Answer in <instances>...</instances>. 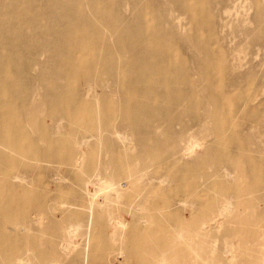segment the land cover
Listing matches in <instances>:
<instances>
[{
	"label": "bare ground",
	"instance_id": "1",
	"mask_svg": "<svg viewBox=\"0 0 264 264\" xmlns=\"http://www.w3.org/2000/svg\"><path fill=\"white\" fill-rule=\"evenodd\" d=\"M196 1L169 0L176 8L165 10V15L161 16L155 10L145 12L143 0H0V147L8 165L3 176L23 183L30 165L40 164L45 165L44 171H40L43 177L47 173L56 184L63 180L72 186L62 194V190L54 194L45 189L37 191L45 184V178L37 176L30 182L35 190L22 188L18 203H14L17 198L14 192L8 193L5 216L27 220L32 207L26 200L34 195L44 199L42 207L50 206L54 211L63 206L76 208L77 212L66 217L68 225H62L58 232L52 230L49 235L55 237L49 247L58 246L56 250L65 259L70 258L68 264H80V255L74 254L75 247L68 237L82 229L84 211L87 210L86 226L92 225L94 211H99L94 218L95 226L101 231L107 226L116 234L115 231L122 229L124 224L112 216L113 207L119 212L132 209L145 180L154 179L152 174L160 169L182 166L181 158L191 156L214 137L210 133L212 129H208V121L211 112L215 119L225 114V108L218 109L216 105L228 99L225 76L227 71L236 68L218 65L208 57L192 56L195 67H191L180 57L179 53L186 47L198 49L205 55L210 53L207 43L201 47V43L189 39L173 41L179 38L175 21L185 9L192 19H196L197 14L192 11ZM119 2L120 5L125 2L132 9L127 17L122 16L123 8L122 5L118 7ZM202 20L196 23L198 34L205 24L204 14ZM211 22V19L207 20L210 25ZM256 23L260 26L259 20ZM169 41H173V45L168 46ZM41 56L45 61L41 62ZM201 59H205L204 62ZM33 67L37 73L31 77L34 83L31 84L28 76ZM100 74L103 77L99 80ZM108 83L119 86L110 100L116 101L114 105L119 104L120 110L113 116L110 109L114 105L104 100L99 121L96 106L93 107L88 99L92 98L95 88L109 87ZM249 101L246 99L245 103ZM243 108L244 104L237 112ZM175 125L179 126L174 133L179 135L177 140L182 137L185 140L170 145L164 137L165 130L172 133ZM92 134L97 135L99 149L102 145H117L127 151L135 148V157L127 158V153L125 158L117 155L111 160L114 164L110 169V162L94 166L88 161L86 165L88 153L81 149L89 144L87 139ZM8 155L27 165L19 168L17 160ZM143 159L149 162L139 168ZM221 162L217 167L226 168L220 165ZM125 168L131 170L128 174L130 182L122 184L116 177ZM159 179L160 184L166 181L164 173L161 172ZM178 181L175 177L172 182L178 184ZM77 193L80 199H76ZM81 193L86 199L90 198L88 206ZM40 205L34 207L41 213ZM185 205L190 207L191 204ZM136 206L140 207L139 204ZM159 206L158 210L170 207L164 203ZM229 207L230 203L226 202L222 210L228 211ZM205 216L198 225L207 226L210 215ZM17 229L20 228L3 222L0 237L6 239L4 230ZM179 229L184 228L178 225L168 250L175 247L173 242H181L182 246L189 247V255H192L193 239L185 237L184 231ZM16 242L23 245L22 240ZM147 249L156 252L147 264H166L171 260L156 247ZM18 252L8 244L4 245L5 255L13 262L28 264L27 260L24 263L16 256ZM119 261L125 260L118 255L114 262L119 264ZM193 261L196 264V259ZM138 262L142 264L141 260Z\"/></svg>",
	"mask_w": 264,
	"mask_h": 264
},
{
	"label": "rangeland",
	"instance_id": "2",
	"mask_svg": "<svg viewBox=\"0 0 264 264\" xmlns=\"http://www.w3.org/2000/svg\"><path fill=\"white\" fill-rule=\"evenodd\" d=\"M143 1L145 12L155 10L161 16L165 15V10L176 8L169 0ZM121 5L123 8L121 15L127 17L132 9L125 2ZM121 5L119 2L118 7ZM192 11L197 14L196 19H192V15L185 9L175 21L178 24L179 38L176 37L173 41L189 39L201 43V47L206 43L210 47V53L207 55L189 47L181 50L180 57L191 67H195L192 56L205 59L208 57L218 65L236 68L227 71L225 76L228 99L216 105L218 109L225 108V114L215 119L211 112L208 129H212L209 132L214 137L209 138L208 143L198 148L191 156L181 158L183 167L168 166L164 171L160 169L153 173L154 179L143 182L140 188L141 195L129 211L119 212L113 207L115 212L112 216L120 219L124 224L120 227L122 229L115 231L116 234L107 226L102 231L95 226L94 218L98 216L99 211L98 213L94 211L92 225L86 226L87 210L84 211L82 229L79 228L68 237L69 242L75 247L74 254L80 255V264L105 262L116 264L114 260L118 255L125 261L127 258L126 263L119 261V264H139L140 260V263L147 264L148 259H152L156 253L147 249L149 247L164 251L171 258L170 261L167 260L170 264L174 262L193 264L195 263L193 259H196V264L206 262L207 264H262L264 262V0H197ZM203 14L205 24L198 34L196 23L203 21ZM208 19H211V25L207 23ZM257 20L260 26H257ZM99 28H102L100 24ZM173 41L167 42V45H173ZM40 60L45 61V57L41 56ZM30 72L32 74L28 76V80L34 84L31 77L37 73L36 67ZM100 75L99 80L103 77L102 74ZM118 87V84L113 86L109 84V87L99 86L94 89L92 98L88 99L93 107L96 106L95 113L100 117L99 121L102 119L103 101L109 100L114 105L116 101L110 98H114L113 95L117 93L115 88ZM246 99L251 101L245 103ZM242 104H244L243 110L237 112ZM110 110H113L112 114L116 116L114 113L120 110V105L116 104ZM228 113H231L230 116L227 115ZM202 123L206 126L203 121ZM178 130V125L173 127L172 133L165 130L164 137L169 140L167 144H176L185 140L184 137L177 140L179 135L175 136L174 133ZM158 132L160 135L161 132ZM87 141L89 144L81 149L88 153L86 165L88 161L94 166L110 162L108 166L110 169L114 164L111 160L113 161L117 155L125 158L128 154L127 158L131 159L137 152L133 147L127 151L117 145L115 147L102 145L99 149L95 134H92ZM3 154V148L0 147V225L4 222L20 229L2 232L4 237L11 241L0 237V264H22L13 262L11 257L5 255L6 244L19 250L16 256L23 259L24 263L27 260L28 264H68L70 258L65 259L56 250L58 246L53 249L49 247L51 240L55 239L49 235L52 230L58 232L62 225H68L66 217L78 210L63 206V209L54 211L50 206L42 207L41 201L44 199L34 195L26 200L32 207L27 220L20 221L18 216H5L8 193L14 192L17 196L14 203H18L21 200L22 188L35 190V186L30 185V182L37 176L43 177L40 171H44L45 165L29 164L31 168L26 175L27 182L18 183L15 179L4 178L3 170L7 169L8 165ZM8 156L17 160L13 155ZM219 161H222L220 165L227 169H219L217 167ZM17 162L21 169L27 165L19 160ZM146 162H149L148 159H143L139 168H144L143 164ZM190 163L195 164L190 165ZM130 172V169L125 168L124 172L116 177L117 180L122 184L130 182L128 178ZM161 172L166 176V181L163 180L164 182L160 184ZM48 177L49 175L45 173L43 177L45 184L43 188L38 187L37 191L45 189V192L54 194L57 190H62V194L72 188L69 181L62 180L56 184L50 177V182L46 183ZM175 177L179 179L178 184L172 182ZM222 188H225V191ZM78 193L76 199L81 197ZM81 195L88 206L90 198L86 199L85 194L81 193ZM226 202L230 203L227 209L229 212L222 210ZM160 203L169 204L170 207L158 210ZM185 203L191 204L190 207H186ZM37 204H41L39 207L43 210L41 213L37 207H34ZM26 212L28 214L27 210ZM206 214L210 215L207 226L198 225L203 220L202 217L206 218ZM179 224L184 228L179 229L184 231V236L193 239L192 255H189V247L182 246L181 242H173L175 247L168 250ZM16 240H22L23 245L20 246Z\"/></svg>",
	"mask_w": 264,
	"mask_h": 264
}]
</instances>
